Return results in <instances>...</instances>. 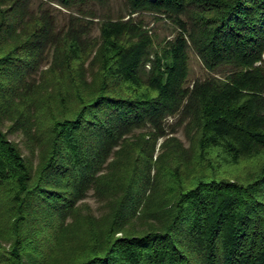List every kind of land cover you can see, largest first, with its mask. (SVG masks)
Instances as JSON below:
<instances>
[{
    "label": "trees",
    "instance_id": "trees-1",
    "mask_svg": "<svg viewBox=\"0 0 264 264\" xmlns=\"http://www.w3.org/2000/svg\"><path fill=\"white\" fill-rule=\"evenodd\" d=\"M124 1L180 32L155 48L121 15L90 39L0 0V264H264V0ZM190 51L209 73L192 87ZM175 116L189 148L168 137ZM91 190L110 200L101 221L78 211ZM140 209L153 223L132 231Z\"/></svg>",
    "mask_w": 264,
    "mask_h": 264
},
{
    "label": "rangeland",
    "instance_id": "rangeland-1",
    "mask_svg": "<svg viewBox=\"0 0 264 264\" xmlns=\"http://www.w3.org/2000/svg\"><path fill=\"white\" fill-rule=\"evenodd\" d=\"M29 2V15H33L36 18L46 19L52 17L56 21L58 30L68 31L71 27L78 29L82 27V30H89L90 39H98L99 28L103 21L109 18H118L122 15L123 20H127L132 17L144 31L148 32V35L153 38L155 48H160L166 41L174 40L178 32H180L179 26L164 15L154 13H142L132 16L126 15L124 0H107V4L102 6L94 2H90L85 6L65 8L58 3L50 2L49 0H28ZM115 19V20H116ZM185 17H182L184 20ZM79 20H81V23ZM114 20V19H113ZM52 60V53L46 52V60L42 64L41 70H46L50 66ZM149 67H147V71ZM208 71L204 67L200 58L194 51L189 52V75L187 84L192 87L196 80H204L208 76ZM220 76V75H218ZM166 132L168 137H175L182 142L185 148L191 147L190 136L192 133H188L187 121H182L179 116L170 117L166 120ZM10 122L3 126L5 132L11 141L18 144L22 150L24 156L31 161L34 165H37L39 161V143L32 141L28 136L24 134L22 130L9 132ZM38 137V136H37ZM165 141V138L159 140L155 159L162 153L161 144ZM113 160V158H111ZM110 160V161H111ZM192 160V159H191ZM193 161V160H192ZM249 164L243 163L236 167L234 176L242 175L250 169ZM104 172L102 174H105ZM110 174V172H109ZM104 191V190H103ZM110 200L108 196H102L94 190L88 192L85 199L78 203V211L81 218L86 221H101L108 213L110 209ZM83 221V220H81ZM150 223H153V218L150 215H144L143 210L140 209L137 215L130 222L132 231H139L148 229Z\"/></svg>",
    "mask_w": 264,
    "mask_h": 264
}]
</instances>
